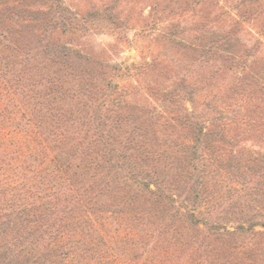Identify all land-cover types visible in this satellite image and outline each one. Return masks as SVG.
<instances>
[{
    "label": "trees",
    "instance_id": "16d2710c",
    "mask_svg": "<svg viewBox=\"0 0 264 264\" xmlns=\"http://www.w3.org/2000/svg\"><path fill=\"white\" fill-rule=\"evenodd\" d=\"M190 1L152 14L199 72L136 90L92 15L0 0V264H264V0Z\"/></svg>",
    "mask_w": 264,
    "mask_h": 264
},
{
    "label": "rangeland",
    "instance_id": "374dc122",
    "mask_svg": "<svg viewBox=\"0 0 264 264\" xmlns=\"http://www.w3.org/2000/svg\"><path fill=\"white\" fill-rule=\"evenodd\" d=\"M188 1L120 0L116 3L113 0H59L63 11H70L80 18L92 15L79 37L69 36L65 41L72 40L73 46L91 57L118 66L119 81L124 83L133 76L137 80L136 90H145L149 84L152 88L172 89L175 79L199 71L192 68L188 50L161 38L160 30L165 26L154 22L152 11L157 7L163 13L162 19L168 23L187 22L191 19ZM107 8L108 13L120 16L116 24L110 23L102 14ZM97 13L99 17L94 18ZM147 64H152V67L141 70Z\"/></svg>",
    "mask_w": 264,
    "mask_h": 264
}]
</instances>
